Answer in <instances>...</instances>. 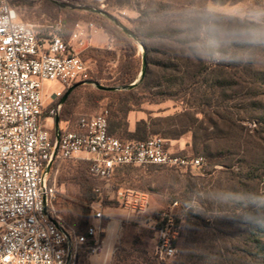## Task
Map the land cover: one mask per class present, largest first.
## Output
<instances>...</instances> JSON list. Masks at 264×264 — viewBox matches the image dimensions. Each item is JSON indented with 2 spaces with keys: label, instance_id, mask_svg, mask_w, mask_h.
I'll return each mask as SVG.
<instances>
[{
  "label": "built area",
  "instance_id": "obj_1",
  "mask_svg": "<svg viewBox=\"0 0 264 264\" xmlns=\"http://www.w3.org/2000/svg\"><path fill=\"white\" fill-rule=\"evenodd\" d=\"M81 1L105 5L107 0ZM43 28L41 33L25 21L11 0H0V264H79L80 250L89 239L90 255L101 248L107 228L105 199L117 201L130 214L149 210L148 194L113 190L119 168L195 169L204 164L203 157L172 152L169 140L156 135L145 140L110 135L105 112L60 121L57 130L60 99L73 85L89 80L91 66L74 46L84 45L85 30H75L66 41L61 19ZM46 81H58L62 87L46 95ZM75 159L88 161L89 173L100 182L91 206L94 223L81 236L64 225L56 209L58 175ZM177 207L174 202L150 225L156 255L164 261L179 252L185 220L175 214Z\"/></svg>",
  "mask_w": 264,
  "mask_h": 264
},
{
  "label": "rangeland",
  "instance_id": "obj_2",
  "mask_svg": "<svg viewBox=\"0 0 264 264\" xmlns=\"http://www.w3.org/2000/svg\"><path fill=\"white\" fill-rule=\"evenodd\" d=\"M58 2L73 5V7H66L74 10H84L79 8L84 6L73 4L68 0H59ZM12 3L20 7L22 18L36 25L37 30H40L41 33L45 30L43 26L47 25L48 22L57 20V18L49 15L50 7L44 5L45 0H14ZM159 3L171 4L179 8L182 6L184 7L182 12H196L207 8L209 11L225 17H234L238 14L241 21H246L247 17L264 11V0H107L105 10L100 9L109 13L116 21L102 13H93L103 16L126 34H129L123 27L134 32L159 22V19L156 18L149 22L145 21L139 11L148 10ZM60 18L65 17L60 16ZM91 21L94 22V26L84 20H72L69 24L70 32L77 29L86 31V36L83 37V46L73 43L77 51L85 60L89 61L91 66L89 80L86 83H81V87L77 91V95H81V97L76 99L73 113L69 117L70 120H75L79 115L101 112L110 116L111 110H113L110 106H116L115 101L110 97L96 101L93 92L98 89V85L117 87L113 84L122 58L120 42L112 39L96 19ZM138 48V56L141 57L143 48L140 44H138ZM95 50L116 52L117 55L115 58L105 57L100 64L98 62L100 56ZM253 55L255 59L250 63H225L234 66L232 74L236 79L233 88L224 92L218 87L210 88L208 85H200L194 88L193 95L186 97L180 95L177 99H167L162 95L160 89H153L150 93L140 92V88L135 90L138 103L131 107L132 111L128 115V128L134 131L136 122L142 119H156L181 114L189 110L192 117L197 120L195 124L197 128L207 129L208 127L209 131H212V127L200 110L204 109L210 112L209 115L212 114L214 120L219 122V132L221 135L224 134L229 137L228 139L234 148H231V154L228 155V161L225 165L213 166L204 159L206 163L200 168L193 169V175L210 174L208 178H213V183L220 182L222 186L228 184L232 187L236 186L242 200L244 196L251 197L253 198L252 203L257 201L256 205H259V202L264 203V120L261 119L264 118V80L261 79L264 73V46L255 49ZM99 73L100 76H98ZM138 82L139 79L135 83ZM61 87V83L58 81H46L44 84L46 95H49L53 90H60ZM122 90L124 89L121 88L117 91ZM49 103L50 101L47 100L46 104ZM216 110L225 117L232 118L235 125L229 126L224 120L219 119L217 115L212 113ZM156 136L165 138L163 134ZM169 142L172 152L193 154L191 133L177 140H169ZM217 142L224 145L226 139ZM79 162H82L81 159L66 162L58 175L61 193L56 199V209L64 225L72 230H76L79 223V205L74 196L81 194L82 191L79 186L62 181V176L67 177ZM182 171L185 172L186 170L183 169ZM170 175L171 173L166 170L157 171L150 167L127 166L115 176L113 190L146 193L150 203L148 212L145 215H139L130 214L117 201L104 200V213H113L122 220L117 231L118 241L108 264H173L178 258L183 240L179 243V252L174 259L161 260L156 255V241L150 228L153 220L161 212L169 210L173 204L168 200L170 190L165 188ZM97 185H100L99 181H97ZM110 208L114 210H109ZM174 212L177 216L184 217L185 220L180 205L174 209ZM256 213L259 220L264 221V208L257 206ZM235 215V222L224 237L212 232L211 237L208 235L207 239L199 245L197 255L201 264L206 262L207 264H264L255 257L247 256L246 238L244 237L246 216L242 209L237 210ZM92 223H94V216L91 211ZM217 238L223 240H217ZM211 250L212 253H210ZM203 260H205L204 263ZM79 264H90V257L79 261Z\"/></svg>",
  "mask_w": 264,
  "mask_h": 264
},
{
  "label": "trees",
  "instance_id": "obj_3",
  "mask_svg": "<svg viewBox=\"0 0 264 264\" xmlns=\"http://www.w3.org/2000/svg\"><path fill=\"white\" fill-rule=\"evenodd\" d=\"M14 0H11L13 2ZM59 0H45V6L50 7L49 15L53 18H59L63 21L65 32L63 38L69 41L73 31H69V24L72 20H84L94 23L96 19L100 26L112 38L120 42L122 58L117 77L114 80V86L125 88L122 91H107L97 89L93 92L96 101L104 97L112 98L116 106H110V116H108L110 135L120 139H138L145 140L151 135L163 134L169 140H177L182 136L191 133L192 153H178L181 156L203 157L210 165H225L228 161V155L231 154V148H234L229 137L219 132V122L214 120L210 112L202 109L206 121L212 127L197 128L196 119L192 113L187 110L184 113L160 117L156 119H142L135 124L134 131L128 128V115L132 111V105L138 103L135 90L140 88V92L150 93L153 89H160L162 95L167 99H177L193 95L194 88L197 86L208 85L210 88H221L222 91L233 88L235 76L232 74L234 66L231 64L203 61L195 56H190L186 45L188 43L191 29L184 27L190 13L193 11L182 12L184 7H175L171 4L159 3L148 10H139L141 17L145 21H152L153 18L159 19L155 25H148L142 29L135 30L132 35L126 34L114 23L106 18L91 11L74 10L69 7H63ZM76 5L84 7H97L103 10L105 5L83 2L81 0H68ZM208 10L203 8L202 10ZM209 11V10H208ZM63 16L65 18H60ZM241 21V20H240ZM245 22V21H241ZM140 44L144 51L142 56H138ZM98 54V62L102 64L107 56L116 57V52H102L95 50ZM143 58L146 61V71H143ZM101 74L99 73L98 76ZM261 77L264 80V73ZM139 79V82L132 88L131 85ZM81 84L73 89L69 97L63 103L59 118L61 122L70 120L69 118L76 103V99L81 97L77 95ZM192 89V91H190ZM66 94L64 92L62 98ZM62 98L60 100H62ZM211 102V101H208ZM58 101L53 102L49 107H53ZM213 106V105H212ZM214 107V106H213ZM197 113V112H195ZM219 119L229 126H234L232 118H227L220 112L213 111ZM221 115V116H220ZM264 120V118H261ZM226 139L224 145L217 141ZM215 151V152H214ZM77 163L67 177L62 176V181L73 183L81 189V194L74 196L79 205V223L74 230L75 235H87L88 228L91 226L92 204L96 200L97 194L95 188L97 180L89 173L90 163L85 160ZM204 162V164L206 163ZM203 164V165H204ZM127 167V166H125ZM119 168L116 175L123 168ZM155 170H166L171 173L166 182L165 188L170 190L168 200L170 203L178 202L180 209L185 215V225L183 227L179 243L180 255L173 264H201L197 255L199 245L204 242L212 232L219 235L227 234L232 228L237 210H243L246 216L244 237L247 256L255 257L264 262V221L257 217V206L264 208V203H252L251 197L244 196L243 200L236 186L230 184L223 185L220 182H214L213 178H208L210 174L193 175L192 168H165L153 166ZM256 207V208H255ZM248 212V213H246ZM108 223L104 220V225ZM154 237V233H153ZM104 234L100 237L102 241ZM223 240L217 238V240ZM93 241H89L82 246L80 250V260L90 257L91 250L89 246ZM212 253V250L210 251ZM205 260H203L204 263ZM204 264H207L204 263Z\"/></svg>",
  "mask_w": 264,
  "mask_h": 264
},
{
  "label": "clouds",
  "instance_id": "obj_4",
  "mask_svg": "<svg viewBox=\"0 0 264 264\" xmlns=\"http://www.w3.org/2000/svg\"><path fill=\"white\" fill-rule=\"evenodd\" d=\"M184 27L191 29L189 55L205 62L250 63L253 51L264 46V11L241 22L238 14L225 17L205 9L190 13Z\"/></svg>",
  "mask_w": 264,
  "mask_h": 264
},
{
  "label": "crops",
  "instance_id": "obj_5",
  "mask_svg": "<svg viewBox=\"0 0 264 264\" xmlns=\"http://www.w3.org/2000/svg\"><path fill=\"white\" fill-rule=\"evenodd\" d=\"M109 210H114L110 208ZM108 223L102 240L101 248L98 253L90 255V264H108V260L112 255V252L116 246L121 218L113 213L107 212L105 214ZM97 223V221H95ZM102 254V255H100Z\"/></svg>",
  "mask_w": 264,
  "mask_h": 264
},
{
  "label": "water",
  "instance_id": "obj_6",
  "mask_svg": "<svg viewBox=\"0 0 264 264\" xmlns=\"http://www.w3.org/2000/svg\"><path fill=\"white\" fill-rule=\"evenodd\" d=\"M62 6H63V7H66V6L73 7V5H70V4H62ZM79 8H82V9H84V10H88V11H92V12H99V13H102V14H104L105 16H107V17L113 19L114 21H116L114 18H112V16H111L109 13H107V12L101 10L100 8H99V9H97V8H95V7H79ZM123 29H124L126 32H128L130 35L133 34L132 32L126 30L124 27H123ZM142 48H143V47H142ZM143 51H144V48H143ZM143 61H144V62H143V71H142L141 76H143V75L145 74V71H146V61H145V58H143ZM80 84H81V83H80ZM80 84H75V85H73L72 87H70V88L66 91V94H65L64 97L62 98L61 102L64 103V102L66 101V99L68 98V96L70 95V93L73 91V89H74L75 87H77L78 85H80ZM136 84H137V83L132 84L130 88L134 87ZM98 88H99V89H102V90L113 91V90H119V89H121L122 87H121V88H119V87H105V86H102V85H98ZM122 89H125V88H122ZM59 123H60V118L57 117V118H56V129H57V130H58V128H59ZM57 135H58V134H57Z\"/></svg>",
  "mask_w": 264,
  "mask_h": 264
}]
</instances>
